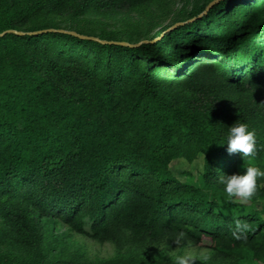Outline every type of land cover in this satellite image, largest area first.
Wrapping results in <instances>:
<instances>
[{
    "label": "trees",
    "instance_id": "1",
    "mask_svg": "<svg viewBox=\"0 0 264 264\" xmlns=\"http://www.w3.org/2000/svg\"><path fill=\"white\" fill-rule=\"evenodd\" d=\"M159 1L0 0V35L25 34L0 37V264H176L52 258L42 224L53 222L99 242L126 234L139 250L181 237L214 264H264V177L249 200L219 183L264 171V0L207 14L215 0H185L167 26L147 11ZM237 120L256 133L252 157L224 144ZM200 158L201 185L174 175V162Z\"/></svg>",
    "mask_w": 264,
    "mask_h": 264
},
{
    "label": "rangeland",
    "instance_id": "2",
    "mask_svg": "<svg viewBox=\"0 0 264 264\" xmlns=\"http://www.w3.org/2000/svg\"><path fill=\"white\" fill-rule=\"evenodd\" d=\"M184 1L160 0L153 7L147 8V11H158L157 22L167 26L172 23L175 15L181 10ZM143 9L135 10L133 14H130L129 18L131 20L122 21L120 29L137 24L138 20H140L138 18H141L142 14H145ZM130 21L132 22L130 23ZM100 22L108 26L109 29L115 27V21L101 20ZM172 171L184 183L201 185L200 175L203 173V161L200 158L195 163L189 164L184 160H178L173 163ZM42 233L44 243L48 246V252L51 253L52 258L72 259L81 261L82 263H100L131 258H155L177 262L178 257L188 254L192 257L194 264L217 263L213 253L209 249L198 246L181 237L166 239L158 244L139 250L131 248L127 240L129 235L122 233L115 234L113 239L106 242H99L87 236L74 234L66 227L54 222L51 224L43 223ZM117 238H122V240L116 242Z\"/></svg>",
    "mask_w": 264,
    "mask_h": 264
},
{
    "label": "clouds",
    "instance_id": "3",
    "mask_svg": "<svg viewBox=\"0 0 264 264\" xmlns=\"http://www.w3.org/2000/svg\"><path fill=\"white\" fill-rule=\"evenodd\" d=\"M229 153L239 152L242 157H252L255 153L256 133L249 130L246 123L236 121L227 130L226 143ZM224 144L220 145L223 146ZM264 177V171L258 167L248 166L243 171L219 176V183L223 186L226 199H251L258 189V178ZM176 264H194L188 254L177 258Z\"/></svg>",
    "mask_w": 264,
    "mask_h": 264
},
{
    "label": "water",
    "instance_id": "4",
    "mask_svg": "<svg viewBox=\"0 0 264 264\" xmlns=\"http://www.w3.org/2000/svg\"><path fill=\"white\" fill-rule=\"evenodd\" d=\"M221 1H225V0H215L214 2H212L208 7H207V9H206V11H205V14H207L216 4H218L219 2H221ZM202 17V16H201ZM190 22H192V20L190 21ZM179 25H181V24H178V25H176L175 27H173L170 31H172L173 29H175L177 26H179ZM49 32H56V31H54V30H50ZM58 32H60V33H68V34H70V35H72V36H75V37H78V38H80V39H82V40H89V41H96V42H101V43H103V44H109L108 42H104V41H101L100 39H98V38H94V37H88V36H82V35H79V34H77L76 32H66V31H58ZM6 33H17V34H19L20 36H23V35H25V34H23V33H18V32H15V31H8V32H6ZM6 33H4V34H2V35H0V37H2L3 35H5ZM30 35H35V36H37L38 34H30ZM117 44H120V45H127L126 43H117Z\"/></svg>",
    "mask_w": 264,
    "mask_h": 264
}]
</instances>
